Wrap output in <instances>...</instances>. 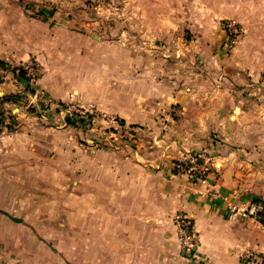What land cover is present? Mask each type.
<instances>
[{"label": "crops", "instance_id": "0c3cea01", "mask_svg": "<svg viewBox=\"0 0 264 264\" xmlns=\"http://www.w3.org/2000/svg\"><path fill=\"white\" fill-rule=\"evenodd\" d=\"M36 1L50 3L0 0V61L19 66L43 58L47 73L42 89L54 100H69L64 71L74 63L78 73L79 59L88 67L90 56L86 60L79 51L91 42L81 36L78 47L69 49L65 37L57 39V26L32 17ZM190 1L214 28L215 39L208 42L217 45V54L210 55L208 65H218V72L207 74L217 79L177 92L175 104L179 111L197 112L188 123L202 127V135H180L171 150L140 146L92 150L89 155L79 149L78 213L49 211L24 218L6 207L8 200L10 206L19 202L4 198V191H17L20 180L26 183L32 174L43 175V184L50 187V174L70 169L67 151H55L50 143L58 137L64 144L66 136L50 130L32 134L30 119L17 116V129L4 132L0 140V264H241L244 251L264 248L261 225L231 217L227 208L229 201L264 202V0ZM224 19L235 21L243 33L229 55L216 26ZM18 76L13 94L22 89ZM206 132L216 134L215 139L208 140ZM203 146L209 149L205 158L211 173L205 181H193L175 167ZM212 191L223 199L213 200ZM46 206L51 203L44 202ZM178 213L188 214L197 234L190 261L181 256L171 222Z\"/></svg>", "mask_w": 264, "mask_h": 264}, {"label": "rangeland", "instance_id": "374dc122", "mask_svg": "<svg viewBox=\"0 0 264 264\" xmlns=\"http://www.w3.org/2000/svg\"><path fill=\"white\" fill-rule=\"evenodd\" d=\"M36 5L32 17L57 26V39L65 37L69 49L78 47L81 36L91 46L79 51L82 57L87 55L86 60L90 56L88 67L79 59L78 73L74 63L73 70L64 71L69 98L65 101L54 100L42 89L47 73L43 58L34 57L19 66L0 61V140L4 132L17 129L19 115L30 119L32 134L50 130L66 136L64 144L58 137L50 143L55 151H67V174H50V187L43 184V175L32 174L26 183L20 180L17 191L10 187L4 191V198L17 197L19 202L10 206L8 200L6 207L24 218L49 211L78 213L79 149L89 155L92 150H134L140 146L171 150L180 135H202V127L188 123L197 112L179 111L175 94L205 87L217 79L211 80L207 73L218 72V65H208L210 55L217 54L213 50L217 45L208 42L215 39L214 28L202 8L192 6L190 0H50L36 1ZM225 21L233 20H218L216 26L224 35V51L229 55L238 43H228ZM19 69L25 76H18ZM15 76L22 81L17 94L10 92L16 85ZM180 119L183 121L178 123ZM206 136L211 140L216 134L206 132ZM200 148L193 155H207L208 147ZM51 154L55 155L53 150ZM44 202L51 206L45 208Z\"/></svg>", "mask_w": 264, "mask_h": 264}, {"label": "built area", "instance_id": "2783aa9c", "mask_svg": "<svg viewBox=\"0 0 264 264\" xmlns=\"http://www.w3.org/2000/svg\"><path fill=\"white\" fill-rule=\"evenodd\" d=\"M223 28L228 43L232 46L236 45L242 36L239 25L235 21H225ZM177 168L193 181H205L211 173L210 159L201 154L192 155L186 162L178 165ZM210 194L215 201L223 199L218 191H212ZM227 208L231 217L251 219L259 223L264 230V202L251 201L247 204L238 205L233 201H229L227 202ZM171 220L181 256L186 260H193L198 247V240L192 219L186 213H178ZM240 258L241 264H264V248L262 250H246Z\"/></svg>", "mask_w": 264, "mask_h": 264}, {"label": "trees", "instance_id": "16d2710c", "mask_svg": "<svg viewBox=\"0 0 264 264\" xmlns=\"http://www.w3.org/2000/svg\"><path fill=\"white\" fill-rule=\"evenodd\" d=\"M0 64H3V63L0 62ZM19 76H20V77L25 76V72L23 71V69H19Z\"/></svg>", "mask_w": 264, "mask_h": 264}]
</instances>
